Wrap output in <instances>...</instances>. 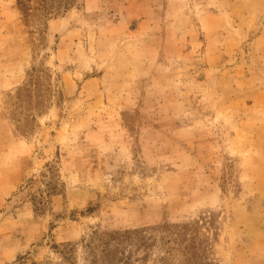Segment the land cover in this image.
Returning <instances> with one entry per match:
<instances>
[{"label": "rangeland", "instance_id": "obj_1", "mask_svg": "<svg viewBox=\"0 0 264 264\" xmlns=\"http://www.w3.org/2000/svg\"><path fill=\"white\" fill-rule=\"evenodd\" d=\"M58 1L0 0V264H264V0Z\"/></svg>", "mask_w": 264, "mask_h": 264}, {"label": "trees", "instance_id": "obj_2", "mask_svg": "<svg viewBox=\"0 0 264 264\" xmlns=\"http://www.w3.org/2000/svg\"><path fill=\"white\" fill-rule=\"evenodd\" d=\"M57 2H59V1L58 0H40V2L38 3V6L40 7V9L46 8L47 10H50V8H53L54 4ZM40 9H38V10L40 11ZM51 12H53V11H51Z\"/></svg>", "mask_w": 264, "mask_h": 264}]
</instances>
